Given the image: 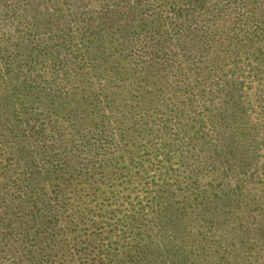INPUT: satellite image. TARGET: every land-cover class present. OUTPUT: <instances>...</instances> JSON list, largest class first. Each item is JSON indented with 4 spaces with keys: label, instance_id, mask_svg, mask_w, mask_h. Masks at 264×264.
I'll use <instances>...</instances> for the list:
<instances>
[{
    "label": "trees",
    "instance_id": "trees-1",
    "mask_svg": "<svg viewBox=\"0 0 264 264\" xmlns=\"http://www.w3.org/2000/svg\"><path fill=\"white\" fill-rule=\"evenodd\" d=\"M0 264H264V0H0Z\"/></svg>",
    "mask_w": 264,
    "mask_h": 264
}]
</instances>
